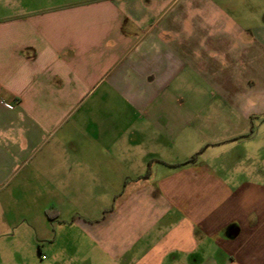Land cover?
Listing matches in <instances>:
<instances>
[{
	"label": "crops",
	"instance_id": "0c3cea01",
	"mask_svg": "<svg viewBox=\"0 0 264 264\" xmlns=\"http://www.w3.org/2000/svg\"><path fill=\"white\" fill-rule=\"evenodd\" d=\"M36 246L40 264H264V0L0 15V264Z\"/></svg>",
	"mask_w": 264,
	"mask_h": 264
},
{
	"label": "rangeland",
	"instance_id": "374dc122",
	"mask_svg": "<svg viewBox=\"0 0 264 264\" xmlns=\"http://www.w3.org/2000/svg\"><path fill=\"white\" fill-rule=\"evenodd\" d=\"M84 1H87V0H0V15L5 14L7 12V9H10L12 7L16 8V9L17 8H24V9H28V10L50 9V8H56V7L70 6V5H73L77 2H84ZM24 173H26L25 170H21V171L17 172L14 179H12V183L22 179ZM36 174H37V172H33V174L30 172L28 178L33 180V179H35ZM7 189H9V187ZM15 191H18V188H15ZM27 191L30 194L31 201H32V203H31L32 214L33 213L34 214L40 213L44 203H42L40 200V197L38 194V189L37 188L34 189V187H28L26 189V193H27ZM63 235H65V233ZM69 236L71 237V241H72V239H77V242L79 243V245H85L87 243H90L86 240H83L82 235L77 231H73V233H71ZM63 238H64V240H63ZM65 242L67 243L70 241H69V239H65V236H62V241L60 243L63 244ZM42 253L45 254V256L47 254L44 250H42ZM36 256H38V258H39L38 260H37ZM31 259H32L31 264H40L39 260L41 259V254L38 252L37 246L35 248V252L33 250Z\"/></svg>",
	"mask_w": 264,
	"mask_h": 264
}]
</instances>
